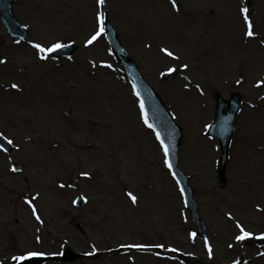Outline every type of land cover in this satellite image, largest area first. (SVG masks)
<instances>
[{
    "label": "rangeland",
    "instance_id": "374dc122",
    "mask_svg": "<svg viewBox=\"0 0 264 264\" xmlns=\"http://www.w3.org/2000/svg\"><path fill=\"white\" fill-rule=\"evenodd\" d=\"M179 1L177 7L170 0H106L103 6L97 0H15L14 13L29 30L25 40L9 36L0 19V131L14 144L11 153L0 149V264H15L14 256L29 251L65 248L87 256L46 264H264V243L254 242L264 239V0H253L248 14L252 37L242 11L246 0ZM101 12L182 128L180 165L207 239L196 235L163 145L145 123L105 32L85 43L99 30ZM70 42L79 49L61 59L48 54L42 60L34 47ZM236 91L243 101L221 186L220 145L208 126L215 94L228 99ZM72 178L80 181L79 192L69 186ZM79 193L88 201L82 209L74 205ZM238 225L252 236L238 241ZM133 244H163L188 256L109 252Z\"/></svg>",
    "mask_w": 264,
    "mask_h": 264
},
{
    "label": "water",
    "instance_id": "95a60500",
    "mask_svg": "<svg viewBox=\"0 0 264 264\" xmlns=\"http://www.w3.org/2000/svg\"><path fill=\"white\" fill-rule=\"evenodd\" d=\"M12 2L13 0H0V15L7 26L9 32L13 36H21L25 37L27 34L23 26L17 21L15 15L12 10ZM177 3V0H176ZM249 10L253 11V4L251 0H248ZM108 35L109 40L111 42L112 48L115 51L117 57L120 60V63L125 68L127 74L133 79L135 86L137 87L139 93L142 96L144 103L150 113L151 118L156 121L155 124L159 126L163 133V138L167 142L170 159L173 163L174 167L177 170L178 177L182 182V186L184 188V194L186 196V200L188 206L191 210L192 216L195 222L198 225V230L200 234H205L206 229L205 225L198 213V204L194 198V192L191 186L187 181V177L183 174V172L179 169L178 166V144L181 138L180 128L177 127L174 122H172L169 113L166 111L164 104L160 101L155 91L150 87V85L142 78L140 75L135 63L131 60V58L127 55L124 48L120 44L116 32L114 29L108 24ZM76 46L71 45L67 46L63 49L56 51L57 54L64 55L67 53H71L75 50ZM1 63V59H0ZM167 77V75H166ZM264 92V87H263ZM241 103V95L239 93H234L230 100H224L220 95H217V113L214 123L210 129V133L219 137L221 141V149L222 156L219 165V174H220V183L224 185L226 183L225 176V167L228 158V150L230 144V138L233 132V122L235 118V114L239 109ZM225 106H227V110H225ZM0 143H2L7 149H10L8 143L0 136ZM71 184L78 188L79 184L76 180H73ZM79 206L82 205V199L80 197ZM77 227L83 232V228L80 224H77ZM80 257L79 254L74 253L72 250H67L65 254L62 256V260H75ZM49 257H35L28 261H25L24 264H39ZM20 264V263H19Z\"/></svg>",
    "mask_w": 264,
    "mask_h": 264
},
{
    "label": "snow or ice",
    "instance_id": "6c2138e0",
    "mask_svg": "<svg viewBox=\"0 0 264 264\" xmlns=\"http://www.w3.org/2000/svg\"><path fill=\"white\" fill-rule=\"evenodd\" d=\"M97 2H98L99 5L103 6L105 4L106 0H97ZM172 2H173V4H175L176 3V0H172ZM242 11L244 13V20L247 22V29H248L247 30V35L249 37H252L254 35V32H253V22L248 17V9L247 8H244V9H242ZM98 20H99V30L96 31L94 34H92L89 38L86 39L85 43L87 45H92L95 41H97V39L105 31V27H104L105 17H104V13L103 12H101V13L98 14ZM65 46L66 45H64L62 43H54V44H52L49 47H45L44 45H42L40 43L34 44V47L36 49H38L40 53H43V55H41V57H40L42 60L49 59V55L48 54L54 53L58 49H61V48L65 47ZM162 51L164 53H166L167 56H169V57H173L174 56V53L172 51H170L169 49H167V48H164ZM108 67H111V65H108ZM187 67H188V65L185 64L184 65V68H187ZM175 71H176L175 68H169L168 69V72L169 73H172V72H175ZM261 83H264V81H262ZM12 87L13 88H16V87H18V85L13 84ZM136 94H137V96L140 95L139 92H137ZM143 107H144V104H143V101H141V108H143ZM145 123H148L147 114H145ZM148 126L150 128L152 127L151 124H148ZM0 136H3V133H0ZM157 138L159 139V133H157ZM4 139H7V137H4ZM8 143L11 144L12 141L11 140H8ZM161 144L163 145L164 153L167 156L168 155V152H169L168 146L164 144L163 140H161ZM0 147H2V146H0ZM166 162L168 164V167L171 168L172 167L171 162L170 161H166ZM13 170H15V168ZM83 175L87 176V175H89V173H83ZM129 196L131 197V199H132L133 202H136V199L137 198L134 195H132L131 193H129ZM28 202H29V204L32 203L31 200H29ZM33 210L35 211V208ZM229 215H231V214H229ZM36 219L37 220H40V216L37 215L36 216ZM238 227L240 228V232H241V235H238L236 237V239L238 241L245 240L246 238L252 236V233L245 231L242 225H238ZM193 236H195V233H193ZM37 240H39V237H37ZM126 246L127 247H136V248H144V247H147L146 245H141V244H133V245H126ZM156 247L163 248L164 245L163 244H159V245H156ZM209 254H211V247H209ZM45 255H46V253H44V252H40V251H29V252H27L25 254H22V255H19V256H14L13 257V260H15L17 262H20V264H24L25 261H28V260H30L32 258H35V257H43Z\"/></svg>",
    "mask_w": 264,
    "mask_h": 264
},
{
    "label": "bare ground",
    "instance_id": "6f19581e",
    "mask_svg": "<svg viewBox=\"0 0 264 264\" xmlns=\"http://www.w3.org/2000/svg\"><path fill=\"white\" fill-rule=\"evenodd\" d=\"M184 79H186V80H189V78L188 77H183ZM256 141H254L253 142V144L255 143ZM260 147H255V145H254V147H255V151L256 152H259V151H262L263 150V146L262 145H259ZM38 236H40V234H39V232L36 234V237H38Z\"/></svg>",
    "mask_w": 264,
    "mask_h": 264
}]
</instances>
